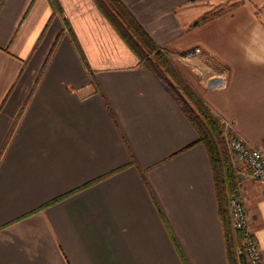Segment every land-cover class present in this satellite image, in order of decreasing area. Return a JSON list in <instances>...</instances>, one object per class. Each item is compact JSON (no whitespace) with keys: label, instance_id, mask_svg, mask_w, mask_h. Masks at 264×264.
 <instances>
[{"label":"crops","instance_id":"0c3cea01","mask_svg":"<svg viewBox=\"0 0 264 264\" xmlns=\"http://www.w3.org/2000/svg\"><path fill=\"white\" fill-rule=\"evenodd\" d=\"M58 1L0 4V264H229L192 124L94 0ZM122 1L264 151V13L241 3L193 25L209 0ZM209 72L226 85L207 88ZM239 195L264 261V182Z\"/></svg>","mask_w":264,"mask_h":264},{"label":"trees","instance_id":"16d2710c","mask_svg":"<svg viewBox=\"0 0 264 264\" xmlns=\"http://www.w3.org/2000/svg\"><path fill=\"white\" fill-rule=\"evenodd\" d=\"M50 1L53 8L60 12L59 1ZM94 1L139 61L153 72L171 93L197 132V142L205 146L212 169L229 264H246L242 255H236L235 245L240 242L241 233L237 230L232 232L227 212L228 197L239 195V184L224 141L223 119L215 115L208 104L194 91L170 60L168 52L153 40L122 0ZM236 5L238 4L233 6ZM204 20L206 18L195 21L193 25ZM165 77L170 78L181 90L184 100L177 96Z\"/></svg>","mask_w":264,"mask_h":264},{"label":"built area","instance_id":"2783aa9c","mask_svg":"<svg viewBox=\"0 0 264 264\" xmlns=\"http://www.w3.org/2000/svg\"><path fill=\"white\" fill-rule=\"evenodd\" d=\"M208 87L223 88L226 80L222 76L207 80ZM223 136L232 159L238 164L234 167L239 187L248 179L264 182V151L238 136L231 122L222 120ZM229 219L232 232L241 233L240 242L235 245L236 255H242L246 264H264L257 238L248 225L246 210L240 195L228 197Z\"/></svg>","mask_w":264,"mask_h":264},{"label":"rangeland","instance_id":"374dc122","mask_svg":"<svg viewBox=\"0 0 264 264\" xmlns=\"http://www.w3.org/2000/svg\"><path fill=\"white\" fill-rule=\"evenodd\" d=\"M241 3H247L249 4L250 6H252L253 8H255L256 11H260L262 13H264V0H209L205 5H202V16L198 19H204V18H212L216 15H219L225 11H228L229 9H231L232 7H234L233 5L235 4H241ZM205 6L204 9H206V11L203 13V7ZM197 20V21H198ZM164 49V48H163ZM166 50V49H164ZM167 51V50H166ZM168 54H169V58L170 60L172 61V63L176 66V68H182L183 67V64H185V60L184 58V55H182L181 53H178V52H171V51H167ZM179 71V70H178ZM179 73L181 74V72L179 71ZM212 72H209V75L205 76V79H204V83L207 84V80L209 78H212V77H217V76H213V75H210ZM212 76V77H211ZM168 81H169V84L170 86L173 88V90L176 92L177 96L180 97L182 100H184V97L182 95V92L180 89H178L175 84L173 83L172 80H170V78H167L165 77ZM190 85V84H189ZM191 86V85H190ZM207 88H211V87H208ZM225 141V140H224ZM225 145H226V142H225ZM226 148H227V145H226ZM227 152L229 154V159H230V162L233 166V168L236 166H238V164L232 159L231 155H230V152L227 148ZM235 169V168H234ZM236 170V169H235ZM236 172V171H235ZM227 209H228V218H229V207H228V201H227ZM229 224H230V219H229ZM230 228H231V225H230ZM232 230V229H231Z\"/></svg>","mask_w":264,"mask_h":264}]
</instances>
